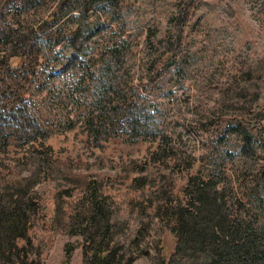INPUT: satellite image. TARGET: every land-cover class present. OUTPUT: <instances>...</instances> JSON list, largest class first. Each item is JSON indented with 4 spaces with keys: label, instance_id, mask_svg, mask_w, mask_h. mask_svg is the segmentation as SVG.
<instances>
[{
    "label": "rangeland",
    "instance_id": "rangeland-1",
    "mask_svg": "<svg viewBox=\"0 0 264 264\" xmlns=\"http://www.w3.org/2000/svg\"><path fill=\"white\" fill-rule=\"evenodd\" d=\"M0 5V26L20 35L31 29L39 34L40 19L52 11L56 17L44 31L68 37L69 29L98 27L83 44L82 72L62 68L72 50L60 44L28 76L17 106L26 105L28 118L42 127L4 130L10 137L0 144V187L30 178L26 199L49 217L56 193L70 206L84 196L68 169L102 180L103 192L117 198L148 197L167 188L164 175H170L173 193L166 205L178 198L189 202L196 178L223 190L230 217L264 232V0ZM14 60L0 45V74ZM25 60L20 57L18 66ZM161 217H151L145 229L149 253L130 264L167 262L175 235ZM43 225L46 247L39 264H83L81 247L69 256L66 250L79 236Z\"/></svg>",
    "mask_w": 264,
    "mask_h": 264
},
{
    "label": "trees",
    "instance_id": "trees-1",
    "mask_svg": "<svg viewBox=\"0 0 264 264\" xmlns=\"http://www.w3.org/2000/svg\"><path fill=\"white\" fill-rule=\"evenodd\" d=\"M82 8L87 10L86 6ZM1 10L0 5L3 17L5 12ZM109 11L112 10L106 12ZM56 13L52 11L45 19H40L37 35L33 29L25 36L14 33L17 30L10 26H0L2 49L16 56V60L4 65L0 74V144L3 147L10 137L4 135L5 129L24 133L42 127L28 118L26 105L19 108L17 104L22 100L25 81L36 72L47 50L64 44L72 52L61 62L62 68L83 70V44L94 36L98 27L69 29L68 37H63L58 30L56 33L44 31ZM69 18L75 19V16ZM20 57L26 60L18 66ZM18 87L21 91L14 92ZM35 138L26 135V140ZM246 157L245 165L249 166L250 158ZM68 173L70 181L82 186L84 196L70 206L60 192L56 193L49 217L41 215L43 208L38 202L26 199L28 184L33 181L30 178L18 177L20 185L7 183L0 187V264H39L46 247L44 222H48L52 230L80 237L66 250L69 256L81 247L83 264H130L136 256L149 253L145 229L154 216L161 215L175 235V241L167 262L161 260L160 264H264V232L230 217L225 193L211 182L198 184V179L192 178L195 184L188 188L189 202L183 203L184 200L178 198L174 204L166 205L165 201L170 200L173 193L170 175H164L168 187L148 197L126 194L117 198L103 192L102 180H93L88 174L74 173L71 169Z\"/></svg>",
    "mask_w": 264,
    "mask_h": 264
}]
</instances>
